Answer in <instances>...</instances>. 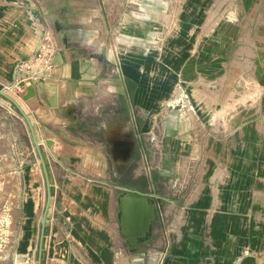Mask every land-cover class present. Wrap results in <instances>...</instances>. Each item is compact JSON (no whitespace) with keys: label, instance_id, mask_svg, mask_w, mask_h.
<instances>
[{"label":"crops","instance_id":"obj_1","mask_svg":"<svg viewBox=\"0 0 264 264\" xmlns=\"http://www.w3.org/2000/svg\"><path fill=\"white\" fill-rule=\"evenodd\" d=\"M134 1L0 0V89L22 91L23 113L13 106L31 124L49 180L42 226L47 187L38 156L28 174L34 214L44 195L40 264H259L264 0H174L178 25L158 49L148 39L133 46L135 36H150L146 29L128 28L127 44L110 43L112 24L100 21L122 15L106 6L150 3ZM166 18L162 11L158 19ZM211 19L210 28L197 27ZM45 29L56 51L48 68H31L37 75L27 93L29 84L14 85L16 68L34 58ZM175 85L188 107L182 97L169 104ZM176 207L180 223L169 232L167 213Z\"/></svg>","mask_w":264,"mask_h":264},{"label":"rangeland","instance_id":"obj_2","mask_svg":"<svg viewBox=\"0 0 264 264\" xmlns=\"http://www.w3.org/2000/svg\"><path fill=\"white\" fill-rule=\"evenodd\" d=\"M149 1L150 3L146 6L126 4L120 6V9L119 6H113L112 8L110 5H105L108 10L107 13L112 12V14H115L118 12L122 15L114 19V21L110 20V15L107 16L108 19L104 16V21H100V26L102 28L106 27L108 24H112L109 31L114 29V32L113 34H107V36L111 35L108 37L110 43L127 44V40H125L127 38H124L123 31L128 28H134L136 31L146 29L148 35H150L147 38L138 35L135 36V43L133 45L135 48H142L144 39H148L156 40V48L158 49L160 45H163L166 39L170 38L169 35L173 34L172 30L178 25V22L175 21V16L179 13V9L181 8L180 4L184 0H181L180 4H177V1L174 2V0ZM134 2L138 3L139 1L135 0ZM144 7L148 9V15L146 16L143 15ZM206 8L208 10L209 6H206ZM162 11L167 14V18L163 22L158 19ZM197 11H199V8H197ZM227 12V15H229L230 11ZM216 13L219 15L222 12L216 11ZM219 16H222V14ZM211 22L212 19L209 22H198L197 25L199 26L197 27L203 29L210 28ZM234 23L238 22L227 21V25L231 24V27L235 26ZM165 34H168V36L165 37ZM216 39L218 38H215V40ZM181 90L182 88L180 86L175 85L172 96L168 100L171 106H175L176 101L181 97L184 99L183 104L186 107L189 106L187 105V101H189L187 94L182 93ZM3 91L9 95L19 107L21 106L24 108V100L20 96V92H22L20 89H17V91L12 89ZM250 92L252 91H250L249 88L248 97L250 96ZM243 100H245L244 96L242 99L238 98L231 103H227V108H233L236 104L244 102ZM0 104H5L11 112L6 113L7 119L0 117V264H37L39 249L41 248L42 252L43 245L41 229L38 226V215L44 205V195H41L42 200H40L38 204V212L36 211L34 214V204H36V202L35 199L32 198L31 185L33 184V180L30 178V174H28L29 164L38 157L37 150L33 143L31 130L22 123L13 103L0 96ZM3 110L5 109L0 105V111ZM153 135L156 142L159 141L158 144L160 145L161 136L158 132ZM153 144H155V149L159 153V145L155 142H153ZM40 151L43 157L44 154L41 148ZM178 167L182 174L186 176L188 173L186 163L182 162ZM200 173L201 178H203L205 170H201ZM198 190L199 188L193 193H196ZM237 202L241 203V200L238 198ZM178 203H184V201ZM173 205H176V202ZM167 214L168 222H166V226L169 232H171V229L180 223L179 208H177L176 211L173 209L171 213ZM259 264H264V260L260 261Z\"/></svg>","mask_w":264,"mask_h":264},{"label":"built area","instance_id":"obj_3","mask_svg":"<svg viewBox=\"0 0 264 264\" xmlns=\"http://www.w3.org/2000/svg\"><path fill=\"white\" fill-rule=\"evenodd\" d=\"M56 51V46L54 43V36L53 33L49 29H45L42 32V35L39 40V44L37 47V50L35 52V56L33 59H31L29 62L19 63L17 65V77L15 78L14 85L20 86V83H24V85L27 83L29 84L30 81H34L36 78V73H31V68L35 67L37 64H40L46 68L50 66V61L53 57V54ZM183 93V91L181 90ZM181 98H179L176 103H180ZM152 142H156L155 137L153 136Z\"/></svg>","mask_w":264,"mask_h":264},{"label":"water","instance_id":"obj_4","mask_svg":"<svg viewBox=\"0 0 264 264\" xmlns=\"http://www.w3.org/2000/svg\"><path fill=\"white\" fill-rule=\"evenodd\" d=\"M30 83V85H28V87H27V93L29 92H31L30 90H31V88H32V83H33V81H30L29 82ZM20 86H24V83L22 82V83H20ZM0 95L2 96V97H4V98H6L7 100H9L10 102H12L14 105H15V107L16 108H18V110H20L21 112H22V110H21V108L19 107V105L9 96V95H7L3 90H1L0 89ZM23 113V112H22ZM24 115V114H23ZM24 118H25V120L27 121V123H28V126H29V128H30V130H31V134H32V138H33V143H34V145H35V148H36V150H37V153H38V156H39V159H40V164H41V166H42V169H43V172H44V176H45V183H46V187H47V200H46V202H45V207H44V210H43V212H42V214H41V217H40V224L43 226L44 224H45V222H46V212H47V208H48V204H49V180H48V175H47V170H46V166H45V162H44V160H43V157H42V154H41V151H40V148H39V144H38V141H37V139H36V137H35V134H34V132H33V129H32V127H31V124H30V122H29V120H28V118L24 115ZM46 144H48V145H50L51 144V141L50 140H47L46 141ZM127 195H129L130 197H133V198H136V199H138V198H141V194L139 193V192H137L136 190H127ZM123 210H124V212H125V214H126V216H130L131 214H130V210H129V208L127 207V204L126 203H124V206H123ZM128 230V236H131L132 235V231H130V229H127ZM41 238H42V231H41ZM40 255V254H39ZM37 264H40V257H38V263Z\"/></svg>","mask_w":264,"mask_h":264},{"label":"bare ground","instance_id":"obj_5","mask_svg":"<svg viewBox=\"0 0 264 264\" xmlns=\"http://www.w3.org/2000/svg\"><path fill=\"white\" fill-rule=\"evenodd\" d=\"M29 93V92H28Z\"/></svg>","mask_w":264,"mask_h":264}]
</instances>
